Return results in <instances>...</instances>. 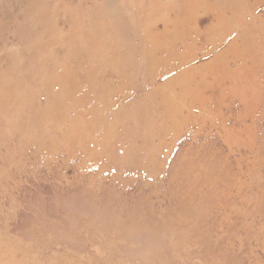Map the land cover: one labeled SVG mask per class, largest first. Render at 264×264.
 I'll use <instances>...</instances> for the list:
<instances>
[{
  "label": "rangeland",
  "instance_id": "1",
  "mask_svg": "<svg viewBox=\"0 0 264 264\" xmlns=\"http://www.w3.org/2000/svg\"><path fill=\"white\" fill-rule=\"evenodd\" d=\"M123 1L0 0V264H264V0Z\"/></svg>",
  "mask_w": 264,
  "mask_h": 264
},
{
  "label": "bare ground",
  "instance_id": "2",
  "mask_svg": "<svg viewBox=\"0 0 264 264\" xmlns=\"http://www.w3.org/2000/svg\"><path fill=\"white\" fill-rule=\"evenodd\" d=\"M119 1H121V2H124L123 0H119ZM130 1V3H143L144 2V0H129ZM107 15H109V14H107ZM179 19V18H178ZM178 19H176V21L178 20ZM181 23H183L184 22V19H183V16H181ZM180 19L176 22V23H178V22H180ZM126 22H128L129 20L128 19H126L125 20ZM128 25V27H129V24H127ZM98 30V33H97V35H99L100 37H101V35H103V32L101 31V29L99 28V29H97ZM149 32V31H148ZM147 32V35L149 34ZM101 39L99 38V40H98V42H97V46H96V49H97V47L98 48H100V49H105V45L100 41ZM152 45L154 46V44L152 43ZM109 50H111V48H112V46H111V44L109 45ZM117 49H119V48H117ZM114 50V49H113ZM120 50V49H119ZM116 54L115 55H112V56H110L109 58H107V61L105 62L106 64L105 65H100V66H111V65H115V64H117L118 66H120L121 65V62H122V60H123V58H124V55L122 54V53H119L117 50H116ZM147 54H148V65H149V69H151V67L153 68L154 67V65H155V63H156V60H155V56L154 55H152L153 54V52H152V47H147ZM97 67H99V65H97ZM97 67H96V69H97ZM122 67V66H121ZM125 69H127V68H125ZM98 70H99V68H98ZM96 86H95V84H94V90H92L91 92H92V95H93V97L94 98H97V99H101V98H104V96L106 95V93H107V91H106V93L104 92L103 94H100L99 93V95H97L96 93H95V91H97L96 90ZM106 89V88H105ZM107 90V89H106ZM101 97V98H100ZM116 117V116H115ZM105 118V121H106V126L107 127H109L110 129H111V122L109 123L108 121H107V118L108 117H104ZM113 118V117H112ZM111 117H110V119H112ZM115 119V118H114Z\"/></svg>",
  "mask_w": 264,
  "mask_h": 264
}]
</instances>
